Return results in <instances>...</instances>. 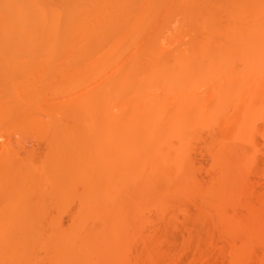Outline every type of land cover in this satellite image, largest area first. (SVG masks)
I'll list each match as a JSON object with an SVG mask.
<instances>
[{
	"label": "bare ground",
	"instance_id": "bare-ground-1",
	"mask_svg": "<svg viewBox=\"0 0 264 264\" xmlns=\"http://www.w3.org/2000/svg\"><path fill=\"white\" fill-rule=\"evenodd\" d=\"M204 131L207 185L189 156ZM16 135L40 153L0 155L2 264L38 248L46 264H146L148 214L193 199L228 264H264V194L244 200L264 145V0H0V149Z\"/></svg>",
	"mask_w": 264,
	"mask_h": 264
},
{
	"label": "rangeland",
	"instance_id": "rangeland-1",
	"mask_svg": "<svg viewBox=\"0 0 264 264\" xmlns=\"http://www.w3.org/2000/svg\"><path fill=\"white\" fill-rule=\"evenodd\" d=\"M260 124L258 126L262 127V124H261V126H260ZM19 137H21V136L16 135V136H11L10 138H8V143H9L8 145H10V146H8V145L7 146H8L9 151H11V152H9L7 149L8 153H6V150L4 151L3 149H0V155L2 157L4 155L9 154L12 157H14L17 161H19V162L24 161L25 162L27 159V157H24L25 155L31 154L32 152L37 153V154L40 153L39 148H38L37 138H33V137L32 138L31 137L24 138L23 137V139H22ZM17 138H18V140L21 139L20 141H22V142H19L17 140ZM34 139H36V140H34ZM208 139H209V133L206 131L201 132L199 140L197 139V141H196V139H194L193 140L194 142L192 141L193 143H191V144H192L193 150L191 149L190 154H189V156H191L190 158H193L191 160L194 163L193 164L194 165L193 166L194 167V169H193L194 174L193 175L199 183H202L201 185H207L206 183L209 184L212 180V177H213L212 176L213 173L211 172L212 173L211 174L209 171L210 159L207 157V155H205V152L203 151L206 148L205 144L207 143L206 141H208ZM16 140H17V142H16ZM15 143H16V146H15ZM256 145L260 149L257 148ZM263 146L264 145H263L262 137H260V135H256L255 136V148L257 151L254 155H252V157H253V160H256L255 159V156H256L257 161H252V164H253V162H255L254 168L256 167L255 168L256 170H254V171L255 172L257 171V172L255 174V172L253 171L251 173V174H254L253 176L252 175L246 176V178L249 180L248 186L251 188V193H249V195L246 196L248 199L246 197L244 199L245 201H248L247 203H251V204H252V202L254 204L257 197L264 194V181H263L264 179L259 178V177H264V176L262 175V173H259V175L261 174L262 176L258 177V175H257L258 171L263 172V174H264V171H261V170H264V164H263L264 163V147ZM194 150L196 152H194ZM2 152H3V154H2ZM22 153H24V154H22ZM262 166H263V168H262ZM256 178H258V179H256ZM248 180H247V182H248ZM259 192L261 193V195ZM250 194H252L253 196L251 195L252 196L251 197ZM254 196H256L255 197L256 199L254 198ZM194 200L195 199H193L191 201V203L189 202V204H187V202H186L185 205H182L184 210H182L181 208H180V210H179V208L176 209L177 208L176 206H175V208L172 206H169L170 207V208L168 207L169 209L166 208L167 212L164 211L165 214L163 213V215H160V217H158L159 213H157V212L155 213L154 211H152V212H150V214H148L147 218L149 221V224H148L149 229L147 228V230H146L147 234L145 233V235H148V232H149L150 236L151 235L154 236L152 239H155L156 242L153 243L154 246H153V248H151V250L152 249H154V250L150 252V257H148L146 264H228V261H227V258H228L227 246L228 245H227V242H225L224 239H222L221 235L219 234L220 233L219 230L221 228H220V224L217 221H215L217 219L216 214L215 213L213 214L212 213L213 211L210 212V210H212V209L209 208L210 210H208L207 205L206 206H204V205L198 206L197 203L195 205L194 203L197 201H194ZM205 207H206V211H205L206 213H204ZM228 209L231 210L230 213H233V212H235L237 214L242 213V210H240L238 207H232V209H230V208H228ZM229 210H228V212H229ZM202 218H204V219H202ZM55 219L59 223V227H61L59 229L60 231L64 232V231H67L69 229V226H70L69 224H71V221H70L71 218L69 215H67V214L56 215ZM89 225H91V224H89ZM44 228H45V226H44ZM53 229L54 228L46 227L43 230V227H41V228L39 227L38 229L33 228L30 230L36 231V232L40 231L39 233H41V234H42V232H45L44 234H46L45 230H47V233H50V232L52 233V232H54ZM160 229H161V231H160ZM41 230H42V232H41ZM153 231H155V232H153ZM157 231H158V233H157ZM123 238H124V233L122 234V239ZM155 240H153V241H155ZM138 245H134L135 247H133V245H132L131 248H133V250L132 251L130 250L132 252V254L130 253L131 256L133 255L134 257L139 258L142 255L141 254L142 253V250H141L142 247L140 244H138ZM38 251H39V248H38V250H36V252H34V255L32 257L33 259L31 258L30 264H44V263L46 264L47 260H45L44 263H42V261L44 260L43 258L46 257L45 253H43L44 251L43 250L41 251V249H40V252H42V253H38ZM139 251H141V252H139ZM136 253H137V256H136ZM39 254H40V256L38 257ZM139 254H140V256H138ZM35 256H36V258H35L36 261L34 260ZM141 257L139 258L141 261L138 259H136V260L138 262L140 261L141 263L146 262V261H144V260H146V258H144V259L142 258L143 259V261H142ZM45 259H47V258H45ZM0 264H2V261L0 262ZM246 264H254V263H253V261H251V263L247 262Z\"/></svg>",
	"mask_w": 264,
	"mask_h": 264
}]
</instances>
